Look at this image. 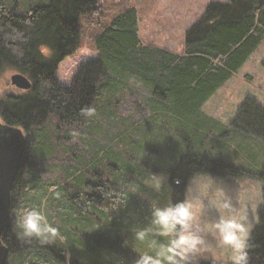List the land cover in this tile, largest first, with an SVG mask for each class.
<instances>
[{
	"label": "trees",
	"instance_id": "trees-1",
	"mask_svg": "<svg viewBox=\"0 0 264 264\" xmlns=\"http://www.w3.org/2000/svg\"><path fill=\"white\" fill-rule=\"evenodd\" d=\"M49 1L26 14L0 7V76L21 72L32 83L19 95L0 94L1 117L27 133L26 169L11 196L12 229L19 240L11 228L2 238L10 250L8 264L63 261L59 239L42 243L19 236L14 220L21 207L42 210L86 264H135L134 232L146 225L143 213H151L143 199L146 190L135 182L143 175L145 148L162 153L167 143H188L190 150L170 171L173 203L185 198L188 181L199 175L264 182V169L253 174L202 151L222 142L224 126L207 122L201 112L263 43L264 0L208 5L186 30L182 55L142 42L138 10L131 3L106 19L104 0ZM87 17L97 22L88 34L95 55L63 86L59 66L84 47L79 22ZM42 47L52 54L46 57ZM86 107H94L96 115H81ZM238 110L231 126L264 141V107L247 97ZM88 180L101 185L86 186ZM257 214L249 264H264V203ZM93 225L105 232L88 235ZM146 245L137 247L146 250Z\"/></svg>",
	"mask_w": 264,
	"mask_h": 264
},
{
	"label": "rangeland",
	"instance_id": "rangeland-1",
	"mask_svg": "<svg viewBox=\"0 0 264 264\" xmlns=\"http://www.w3.org/2000/svg\"><path fill=\"white\" fill-rule=\"evenodd\" d=\"M49 2V0H0V7L15 9L19 14H26L29 9L49 4ZM215 2L226 4L229 0H104L101 5L106 19H108L115 12L117 13V11L121 10L123 6L131 3L138 10L141 40L157 48L160 47L169 52L182 54L185 48L184 39L186 30L196 20H199L208 5ZM79 23L81 34L85 37L84 47L77 50L76 54L66 57V60L60 64L58 78L63 86L70 84V80L78 72V66L82 62L88 61L95 55L94 46L88 34L97 25V22L94 18L87 17V19L82 18ZM14 73L8 70V72H4L0 76V94L19 95L22 91H26L23 89L21 91L11 83V76ZM247 97L256 98L259 104L264 107V41L241 70L234 74L228 83L222 86L215 97L210 99L208 105L202 108L206 116L211 115L218 123H222L221 125L224 126V130L220 132L222 134L221 138L218 139L222 142L217 143L214 141L215 143H209L210 147L203 148L202 151L208 152L209 157L230 162L244 171L257 174L264 169V141L257 137L240 133L231 126L232 121L237 115L238 108ZM220 133L218 134L220 135ZM174 134L171 135L176 137L177 140V132L174 131ZM174 137L172 138L174 139ZM211 137L215 138V140L217 139L215 135ZM179 143L180 139L176 145L171 147H168L169 143H167L166 148H163L165 151L163 150L162 153H159L156 148L149 151L144 147L145 149L142 150L143 156L140 158V169L143 171V175L139 177V181L135 182L146 190V192H143V199L150 209L153 201L157 202L161 207L165 206L169 201L173 203L172 193H170V171L175 168V162L190 150L187 142ZM152 177L162 178L163 180L162 188L159 192L154 191L150 186ZM194 179L195 183L204 191L209 189V179H211L213 184L209 190L210 193L214 192L217 187H222L233 199H235L238 190H240L242 198L255 206L254 210L253 208L249 210L250 217L255 216L259 218L257 212L259 207L264 203V182L260 179L199 175L188 181V184L185 186V194ZM193 188V194L195 195L194 185ZM205 203H208L207 200H205ZM215 216L216 209L212 204H209L204 209V217L213 219ZM142 218L145 219V227H147L150 223L151 213L144 212ZM78 227L80 228L79 231H81L82 227ZM92 227L91 231H87L88 235H97L100 231L105 232L102 225L101 228L98 225H93ZM84 239L89 244L97 247V243L88 236H85ZM59 240L61 244L65 245L63 261L60 264H71L75 260H79L83 264L87 263V261L79 257L77 259L75 253H72L71 248L64 243L63 237L62 240ZM135 258H138V256L135 255ZM109 259L114 260V257L109 256ZM203 261L214 263L210 257L190 258L188 261L182 263L201 264ZM121 264L126 263L121 262Z\"/></svg>",
	"mask_w": 264,
	"mask_h": 264
},
{
	"label": "clouds",
	"instance_id": "clouds-1",
	"mask_svg": "<svg viewBox=\"0 0 264 264\" xmlns=\"http://www.w3.org/2000/svg\"><path fill=\"white\" fill-rule=\"evenodd\" d=\"M41 50L46 57L52 54L46 47ZM81 115L91 118L96 115V110L86 107L81 110ZM152 178L150 186L159 192L163 180ZM209 181L210 187L204 191L194 179L186 190L185 198L179 202L169 201L162 207L152 202L149 225L134 232L133 247L138 253L135 264H182L195 257H210L214 264H249V253L253 247L250 243L251 234L259 222L258 217L249 215L250 208L254 210L255 206L242 198L240 190L235 199L222 187L210 193L213 181ZM209 204L216 209L213 219L204 217V209ZM14 229L18 230L20 237L42 243L62 240L55 222L36 207L16 210ZM145 241H148L147 249H139L137 244Z\"/></svg>",
	"mask_w": 264,
	"mask_h": 264
},
{
	"label": "water",
	"instance_id": "water-1",
	"mask_svg": "<svg viewBox=\"0 0 264 264\" xmlns=\"http://www.w3.org/2000/svg\"><path fill=\"white\" fill-rule=\"evenodd\" d=\"M11 83L20 90H29L32 83L23 73L11 76ZM2 131L0 130V133ZM0 135V264H7L9 249L2 243V235L11 227V191L26 155V142L13 134L12 128Z\"/></svg>",
	"mask_w": 264,
	"mask_h": 264
},
{
	"label": "flooded vegetation",
	"instance_id": "flooded-vegetation-1",
	"mask_svg": "<svg viewBox=\"0 0 264 264\" xmlns=\"http://www.w3.org/2000/svg\"><path fill=\"white\" fill-rule=\"evenodd\" d=\"M9 128H10V129L12 128V130H13V134L18 135L19 131H18L16 128H14V125H10L5 119H3V118L1 117V112H0V130L2 131V132L0 133V135H4L3 130H5V129H9ZM23 134L26 135V134H25V131L23 132ZM24 182H25V180H24ZM15 183H16V182H15ZM85 185H86V186L95 187V186H99V185H101V184H98L97 182L94 183L92 180H88V181L85 183ZM18 186H19V185H18ZM11 230H12V235L15 236L16 240H19L18 236L13 232V229H11Z\"/></svg>",
	"mask_w": 264,
	"mask_h": 264
},
{
	"label": "crops",
	"instance_id": "crops-1",
	"mask_svg": "<svg viewBox=\"0 0 264 264\" xmlns=\"http://www.w3.org/2000/svg\"><path fill=\"white\" fill-rule=\"evenodd\" d=\"M171 52V51H170ZM175 54H178V53H175ZM179 55H182V54H179ZM221 89V88H220ZM219 89V90H220ZM219 91H217V93H218ZM217 93H215L212 97H210L209 99H208V102H210V99H212V98H214L215 97V95L217 94ZM208 102H207V105H208ZM202 113H203V115H204V117L206 118L205 120L207 121V122H214V123H218L213 117H211V115H208V116H206L205 115V113H204V111L202 110ZM219 124V123H218ZM220 125V124H219Z\"/></svg>",
	"mask_w": 264,
	"mask_h": 264
},
{
	"label": "bare ground",
	"instance_id": "bare-ground-1",
	"mask_svg": "<svg viewBox=\"0 0 264 264\" xmlns=\"http://www.w3.org/2000/svg\"><path fill=\"white\" fill-rule=\"evenodd\" d=\"M171 192V191H170Z\"/></svg>",
	"mask_w": 264,
	"mask_h": 264
}]
</instances>
